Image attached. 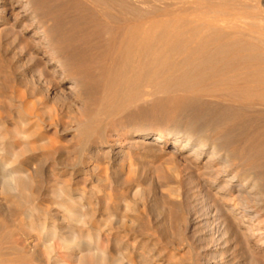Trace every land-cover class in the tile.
Wrapping results in <instances>:
<instances>
[{"label":"rangeland","instance_id":"rangeland-1","mask_svg":"<svg viewBox=\"0 0 264 264\" xmlns=\"http://www.w3.org/2000/svg\"><path fill=\"white\" fill-rule=\"evenodd\" d=\"M129 1L131 6L122 1L123 12L132 7L139 16L160 15L170 3L181 2ZM204 1L215 5L218 0ZM0 21L12 24L14 16L0 14ZM23 23L8 25L6 35L0 31V252H11L20 242L40 264H71L57 243L60 253L54 259L38 240L40 230H53L58 236L72 233L75 243L86 235L101 251L97 264H168L165 256L175 250L172 255L194 257V264L227 261L220 254L231 253L234 230L250 226L240 212L231 211L229 194L243 195L242 182L227 186V177L214 181L205 174V151L199 161L190 156V145L180 152L188 129L162 120L158 110H165L164 95L146 91L116 116L102 118V128L87 129L103 93L101 76L93 72L74 86L73 77L56 84L54 70L45 67L48 58L36 60L34 44L40 38L19 32ZM55 90L66 95H54ZM141 131H162L167 139L159 147L150 145L152 138L141 144ZM176 136L181 138L175 141ZM5 167L19 174L24 187L4 184ZM66 201L82 225L69 223L59 205Z\"/></svg>","mask_w":264,"mask_h":264},{"label":"bare ground","instance_id":"bare-ground-1","mask_svg":"<svg viewBox=\"0 0 264 264\" xmlns=\"http://www.w3.org/2000/svg\"><path fill=\"white\" fill-rule=\"evenodd\" d=\"M122 1L0 0L1 16H14L12 24L0 21V31L6 35L8 25L24 22L19 32L40 38L34 44L40 54L36 60L48 58L45 67L54 70L58 85L73 77L74 86L79 78L99 73L103 93L98 110L89 115L90 131L146 91L164 95L165 110H158L162 120L188 129L180 152L190 145V156L199 161L205 151L209 158L205 174L214 175V181L227 177V186L242 182L238 191L243 195L229 194L234 201L231 211L240 212L242 223L250 226L245 232L234 230L231 253L220 254L228 260L219 263L264 264V0H218L215 5L181 0L167 5L160 15L146 11L140 16L132 7L124 13ZM58 94L66 95L62 91L54 95ZM138 135L141 144L152 138L154 147L167 139L162 131ZM3 170L8 188L24 187L19 174ZM58 195L57 199L62 197ZM59 205L69 223L83 224L71 202ZM29 230L33 231L30 226ZM40 231L38 240L50 258L57 243L71 264H97L101 259V251L84 234L75 243L72 233L58 236L53 230ZM172 253L165 256L168 264H194V257L186 260ZM157 256L160 261L161 255ZM0 264L40 263L19 242L11 252H0Z\"/></svg>","mask_w":264,"mask_h":264}]
</instances>
